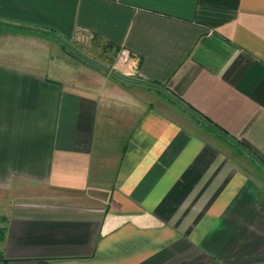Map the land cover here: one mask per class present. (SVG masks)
<instances>
[{
	"label": "crops",
	"instance_id": "crops-1",
	"mask_svg": "<svg viewBox=\"0 0 264 264\" xmlns=\"http://www.w3.org/2000/svg\"><path fill=\"white\" fill-rule=\"evenodd\" d=\"M0 213V264H264V0H0Z\"/></svg>",
	"mask_w": 264,
	"mask_h": 264
},
{
	"label": "rangeland",
	"instance_id": "rangeland-1",
	"mask_svg": "<svg viewBox=\"0 0 264 264\" xmlns=\"http://www.w3.org/2000/svg\"><path fill=\"white\" fill-rule=\"evenodd\" d=\"M75 43L77 44L78 48H80L82 50L86 49L84 46L91 44V43L81 44L77 41H75ZM99 52H101V51H99ZM57 55L64 56L65 58H59V59L65 61V64L72 67V68H75V69L80 68V69L85 70V71H89V72H93V73L95 72L99 75L104 74V71H102L96 67H93V66L83 62L82 60L78 59L77 57H75L73 55V53H71L64 46H60V48L58 49ZM92 59L95 60L96 62H98L99 64H101L105 67H108L110 69V71L113 72L114 74H116V73L121 74V71L123 70V67L125 65V59L126 58L123 55V53H121L119 51L106 52V50H102V53H100L97 58H92ZM0 216L5 217L2 213H0ZM4 226H5V223L0 224V227H4Z\"/></svg>",
	"mask_w": 264,
	"mask_h": 264
},
{
	"label": "water",
	"instance_id": "water-1",
	"mask_svg": "<svg viewBox=\"0 0 264 264\" xmlns=\"http://www.w3.org/2000/svg\"><path fill=\"white\" fill-rule=\"evenodd\" d=\"M58 41L65 46L68 50H70L74 55H76L78 58L82 59L83 61H85L86 63L104 71L109 73L110 69L108 67H105L101 64H99L98 62H96L95 60L85 56L82 52H80L77 48H75L74 46H72L71 44H69L68 42H66L65 40L61 39V38H57ZM116 78L124 81V82H128V83H135V84H143V85H149V86H153L152 84H148L145 82H142L138 79L132 78V77H127L124 76L122 74L116 73L114 74Z\"/></svg>",
	"mask_w": 264,
	"mask_h": 264
},
{
	"label": "built area",
	"instance_id": "built-area-1",
	"mask_svg": "<svg viewBox=\"0 0 264 264\" xmlns=\"http://www.w3.org/2000/svg\"><path fill=\"white\" fill-rule=\"evenodd\" d=\"M92 37L88 34L79 32L76 34V38L75 41L81 43V44H86V43H90Z\"/></svg>",
	"mask_w": 264,
	"mask_h": 264
},
{
	"label": "trees",
	"instance_id": "trees-1",
	"mask_svg": "<svg viewBox=\"0 0 264 264\" xmlns=\"http://www.w3.org/2000/svg\"><path fill=\"white\" fill-rule=\"evenodd\" d=\"M70 51V50H69ZM71 52V51H70ZM72 53V52H71ZM74 55V54H73ZM75 57H77L76 55H74ZM78 58V57H77ZM80 59V58H78ZM82 60V59H80ZM83 61V60H82ZM85 62V61H83ZM86 63V62H85ZM88 64V63H87ZM90 65V64H89ZM92 66V65H91ZM94 67V66H93ZM3 223H6V218L5 217H2L0 216V224H3ZM5 233H6V229L5 227H0V244L3 242L4 240V236H5ZM0 256H1V252H0Z\"/></svg>",
	"mask_w": 264,
	"mask_h": 264
}]
</instances>
